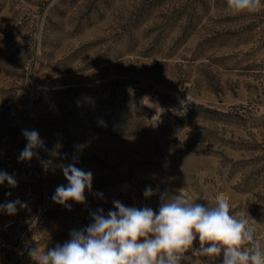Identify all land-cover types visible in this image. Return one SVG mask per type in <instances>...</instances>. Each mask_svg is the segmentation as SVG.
I'll list each match as a JSON object with an SVG mask.
<instances>
[{"label": "rangeland", "instance_id": "rangeland-1", "mask_svg": "<svg viewBox=\"0 0 264 264\" xmlns=\"http://www.w3.org/2000/svg\"><path fill=\"white\" fill-rule=\"evenodd\" d=\"M22 130L44 141L28 161ZM70 163L92 174L83 204L52 199ZM0 171L17 181L0 204L27 205L0 210V264H35L31 249L63 245L114 201L158 213L165 193L223 196L264 245V8L0 0ZM199 249L197 237L181 264H222Z\"/></svg>", "mask_w": 264, "mask_h": 264}, {"label": "clouds", "instance_id": "clouds-1", "mask_svg": "<svg viewBox=\"0 0 264 264\" xmlns=\"http://www.w3.org/2000/svg\"><path fill=\"white\" fill-rule=\"evenodd\" d=\"M235 12L255 13L264 8L262 0H227ZM153 120H158L160 113ZM27 141L19 159L28 161L37 155L34 149L44 146L36 130H22ZM67 187L58 186L52 199L61 205L68 201L83 204L85 191L92 189V174L70 163L62 168ZM16 187L13 174L0 171V184ZM154 192L146 187L144 195ZM10 195V193H9ZM102 195V194H101ZM158 213L151 208L126 207L114 201L115 211L107 216L99 209L92 214L93 223L83 231L72 232L71 239L47 252L29 255L35 264H181L185 253L199 240L198 253L215 258L223 253L222 264H264V245L257 239L256 226L248 214L236 217L230 203L217 196L214 206H204L181 195H161ZM27 205L19 199L0 204V210L15 215L17 206ZM70 208V205L68 206Z\"/></svg>", "mask_w": 264, "mask_h": 264}, {"label": "water", "instance_id": "water-1", "mask_svg": "<svg viewBox=\"0 0 264 264\" xmlns=\"http://www.w3.org/2000/svg\"><path fill=\"white\" fill-rule=\"evenodd\" d=\"M23 238H25V236Z\"/></svg>", "mask_w": 264, "mask_h": 264}]
</instances>
